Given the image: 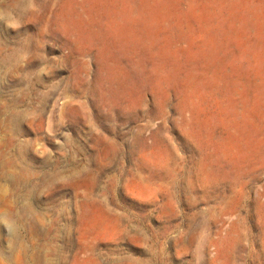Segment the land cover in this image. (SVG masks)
<instances>
[{"label":"rangeland","instance_id":"374dc122","mask_svg":"<svg viewBox=\"0 0 264 264\" xmlns=\"http://www.w3.org/2000/svg\"><path fill=\"white\" fill-rule=\"evenodd\" d=\"M0 264H264V0H0Z\"/></svg>","mask_w":264,"mask_h":264}]
</instances>
